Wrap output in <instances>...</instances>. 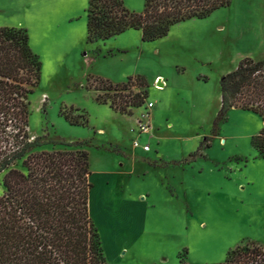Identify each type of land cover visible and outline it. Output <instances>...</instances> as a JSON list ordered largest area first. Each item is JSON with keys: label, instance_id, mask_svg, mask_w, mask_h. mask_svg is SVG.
<instances>
[{"label": "rangeland", "instance_id": "374dc122", "mask_svg": "<svg viewBox=\"0 0 264 264\" xmlns=\"http://www.w3.org/2000/svg\"><path fill=\"white\" fill-rule=\"evenodd\" d=\"M144 2L122 0L134 13ZM86 8L87 0H0V27L26 30L41 63L28 135L45 144L34 153H88V211L106 261L219 264L237 246L264 248V159L251 145L263 123L233 108L213 127L220 77L245 57L264 58V0H231L151 42L127 30L88 43ZM96 77L141 78L144 87L133 91L146 93L144 104L123 115L96 103ZM59 111L83 115L87 125L71 126ZM146 120L150 133L138 136L137 122ZM136 139L149 151L133 147ZM21 163L12 168L24 171Z\"/></svg>", "mask_w": 264, "mask_h": 264}, {"label": "trees", "instance_id": "16d2710c", "mask_svg": "<svg viewBox=\"0 0 264 264\" xmlns=\"http://www.w3.org/2000/svg\"><path fill=\"white\" fill-rule=\"evenodd\" d=\"M231 0H145L142 12L127 10L122 0H87L86 41L95 43L127 30L144 42L167 35L175 24L205 19ZM41 63L28 44L26 30L0 27V264H110L88 211L93 188L88 153L53 150L34 153L43 144L28 135L29 96L40 79ZM96 103L123 115L144 104L141 78L113 84L93 78ZM220 107L215 128L230 109L258 115L263 123L251 139L264 159V58L241 59L220 77ZM102 93V94H100ZM112 93V94H111ZM71 126L85 127L87 118L59 111ZM46 144L71 147L61 140ZM76 144L75 146H78ZM22 160L24 171L12 166ZM179 264H187L180 258ZM219 264H264V248L253 243L235 247Z\"/></svg>", "mask_w": 264, "mask_h": 264}, {"label": "built area", "instance_id": "2783aa9c", "mask_svg": "<svg viewBox=\"0 0 264 264\" xmlns=\"http://www.w3.org/2000/svg\"><path fill=\"white\" fill-rule=\"evenodd\" d=\"M147 107L149 108V110H151L153 108L152 104H149ZM136 130H137L138 136H140L142 134L146 135V134L150 133L151 126L147 120L144 122H137ZM133 147L141 148L144 152L149 151V147L147 145H144V144L141 145L137 139L133 141Z\"/></svg>", "mask_w": 264, "mask_h": 264}, {"label": "bare ground", "instance_id": "6f19581e", "mask_svg": "<svg viewBox=\"0 0 264 264\" xmlns=\"http://www.w3.org/2000/svg\"><path fill=\"white\" fill-rule=\"evenodd\" d=\"M159 80H161V79H159ZM158 82H159V81H158ZM162 83H163V82L161 81V84H162ZM163 84H164V83H163ZM163 84H162V85H163ZM158 89H159V90H162V88H158Z\"/></svg>", "mask_w": 264, "mask_h": 264}, {"label": "water", "instance_id": "95a60500", "mask_svg": "<svg viewBox=\"0 0 264 264\" xmlns=\"http://www.w3.org/2000/svg\"><path fill=\"white\" fill-rule=\"evenodd\" d=\"M162 84L160 82H158V86H161Z\"/></svg>", "mask_w": 264, "mask_h": 264}]
</instances>
